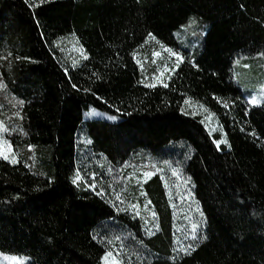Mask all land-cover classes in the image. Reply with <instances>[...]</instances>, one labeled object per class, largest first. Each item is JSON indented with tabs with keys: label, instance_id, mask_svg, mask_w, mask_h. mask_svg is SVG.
Instances as JSON below:
<instances>
[{
	"label": "trees",
	"instance_id": "trees-1",
	"mask_svg": "<svg viewBox=\"0 0 264 264\" xmlns=\"http://www.w3.org/2000/svg\"><path fill=\"white\" fill-rule=\"evenodd\" d=\"M192 21L189 59L166 87L147 84L135 51L149 36L178 45ZM242 55L264 56V0H0V121L13 149L0 156V251L28 264H102L111 247L127 264H264V102H246ZM187 100L219 117L227 146ZM91 108L118 119L87 120ZM87 154L139 166L143 215L74 182ZM160 168L192 190L198 218L180 230Z\"/></svg>",
	"mask_w": 264,
	"mask_h": 264
},
{
	"label": "rangeland",
	"instance_id": "rangeland-1",
	"mask_svg": "<svg viewBox=\"0 0 264 264\" xmlns=\"http://www.w3.org/2000/svg\"><path fill=\"white\" fill-rule=\"evenodd\" d=\"M198 23L192 21L177 32L178 45L169 46L153 36L135 51V59L141 70L144 81L149 85H167L171 76L182 62L189 59L197 44ZM196 31V32H195ZM182 58V59H181ZM235 74L246 93L247 104L259 105L264 102V56H239L235 61ZM253 99L256 103L253 104ZM222 101V106H229ZM184 110L200 117L209 133L215 138L216 144L222 148L227 146V138L219 117L203 104L187 100ZM87 120L102 119L114 122L118 116L91 108L85 115ZM6 129L0 121V156L11 158L12 145L7 137ZM104 158L87 154L82 163L78 164L73 180L80 185L81 180L93 192L110 197L116 209L127 212L131 217L134 213L143 215L142 211L151 202L144 186L139 182V166L127 163L116 169L106 165ZM79 176V180H77ZM164 201L172 217L173 226L184 228L188 222L197 219L192 190L188 180L180 173H168L160 168L159 173ZM148 218L147 216H144ZM134 218V217H133ZM111 253V255H109ZM30 258L24 255L6 254L0 251V264H28ZM102 264H127L123 252L118 248H108L102 258Z\"/></svg>",
	"mask_w": 264,
	"mask_h": 264
},
{
	"label": "snow or ice",
	"instance_id": "snow-or-ice-1",
	"mask_svg": "<svg viewBox=\"0 0 264 264\" xmlns=\"http://www.w3.org/2000/svg\"><path fill=\"white\" fill-rule=\"evenodd\" d=\"M182 59V58H181ZM152 86H155V85H152ZM165 87L167 86V85H164ZM252 103L253 104H255L256 103V100L255 99H253V101H252ZM5 131L7 130V129H4ZM5 158H7V157H5ZM15 162V161H14ZM77 180H79V176H77ZM75 182V181H74ZM194 227V229H195V226H193ZM195 238V237H194ZM191 248V246L189 245V249ZM185 251H188V249H185ZM109 255H111V253H109Z\"/></svg>",
	"mask_w": 264,
	"mask_h": 264
}]
</instances>
